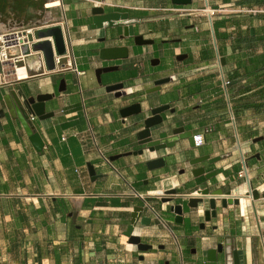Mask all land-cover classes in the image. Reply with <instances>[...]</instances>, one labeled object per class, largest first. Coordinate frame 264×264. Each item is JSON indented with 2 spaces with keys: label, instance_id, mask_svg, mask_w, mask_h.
<instances>
[{
  "label": "crops",
  "instance_id": "obj_1",
  "mask_svg": "<svg viewBox=\"0 0 264 264\" xmlns=\"http://www.w3.org/2000/svg\"><path fill=\"white\" fill-rule=\"evenodd\" d=\"M58 1L80 74L39 69L36 76L0 84V264H228L233 251L240 264H264V132L246 111L232 124L219 78L220 69L230 75L236 68L233 40L255 28L256 17L250 14L255 7L242 5L246 0H191L186 5L55 0L51 6ZM51 6L46 17H57L59 7ZM94 6L126 13L127 20L93 28ZM230 7L235 14H221ZM122 23L132 26L133 35L124 34ZM137 35L147 42L136 44ZM112 46L126 47L127 56L101 53ZM29 66L37 69V64ZM106 67L114 69L101 71L98 78L97 69ZM166 77L169 82L152 90L154 81ZM116 83H122L125 94L107 90ZM242 83L236 79L229 85L233 100ZM12 91L26 97L52 95L44 102L49 115L31 120L43 141L41 151L9 114L4 97ZM134 103L141 104V112L123 117L121 109ZM165 104L169 109L151 128L152 138L169 137L183 127L194 136L193 144L182 138L172 147L137 153L136 134L144 118ZM258 136L263 138L253 142ZM205 156L211 161L191 163ZM158 157L165 164L148 168L146 162ZM242 158L248 182L238 176ZM197 167H204V174L215 171L207 181L210 189L230 192L240 205L222 208L217 201V218L209 222L203 217L205 205L189 213L187 197L205 181L203 174H193ZM172 188L184 197L181 222L170 209L172 202L161 200ZM254 189L257 199L251 195ZM136 205L144 206L141 216L151 218L149 225L138 223L135 229L141 242L151 246L145 251L124 234ZM218 244L226 251L209 261L207 251Z\"/></svg>",
  "mask_w": 264,
  "mask_h": 264
},
{
  "label": "water",
  "instance_id": "obj_2",
  "mask_svg": "<svg viewBox=\"0 0 264 264\" xmlns=\"http://www.w3.org/2000/svg\"><path fill=\"white\" fill-rule=\"evenodd\" d=\"M35 2L34 0H13L11 2V9L14 11V13H17L18 9L24 7V6H30L31 3ZM36 2H46V0H39ZM173 4L176 5H186L191 3V0H171ZM50 6L46 8L48 11ZM92 14H93V28H103L104 26H114L118 23L120 20H127V14L126 13H119V12H104L103 7L101 6H94L92 8ZM32 16L29 13H25L23 15V20H18L16 24H26V23H33L36 21L32 20ZM44 20V19H43ZM42 20V21H43ZM124 25V34L133 35L132 26L129 23H122ZM251 33H253V28H251ZM39 36H53L55 40V45L57 48V51L59 53L63 52V41L61 37V33L58 27H52L47 30L39 31ZM134 41L136 44H142L146 43L147 40H144L142 36L137 35L134 36ZM36 49H40L45 57L46 65L49 70H52L54 68L53 63V57H52V49L50 46V43L47 40H44L38 44L35 45ZM127 48L126 47H118V46H112L108 48L102 49L101 53L103 55H106L107 58H117V57H126L127 56ZM114 69L113 67H106V68H100L97 69V76L99 78V73L101 71H110ZM170 78H161L156 81H154V87L152 90H158L160 88V85L169 82ZM64 80H61V86H63ZM63 90V88L61 87ZM123 86L122 83H116L111 84L107 86V90L114 91L117 96H121L123 94L122 92ZM51 94H38L36 96H29L26 97L25 94L21 92H15L12 91L10 94H6L4 97L6 106L8 108L9 114L12 118H17L19 122L21 123L22 127L24 128L28 139L32 143V145L36 148V150L41 151L43 147V141L40 136V134L37 131H34L30 117L36 116L39 119L46 118L49 114L45 112L44 109V102L46 99L50 98ZM169 109V105H160L157 107H154L150 110V115L146 116L143 120V128L139 130L136 134L137 142L140 145V149L137 151V153L142 154L144 150H147L149 152L158 151L160 149L169 148L172 147L179 139L187 138L189 139L193 144L194 136L190 131H184L183 127H176L173 129V134L169 137L162 138V139H153L151 134V128L160 124L162 122V115L161 112L164 110ZM170 111H173L170 109ZM141 112V104L140 103H134L129 106H126L121 109L120 113L123 117L133 115V114H139ZM4 115L3 111L0 110V117ZM263 138V136H258L253 138V142L260 141ZM136 153V152H133ZM203 159L208 160V157H198L192 160L191 163H196L198 161H201ZM211 161V160H208ZM148 168H155L160 167L165 164L164 157H158L156 159L148 160L146 162ZM89 172L91 174L94 173L93 168L89 165ZM194 175H200L203 174L205 177V181L199 183L194 192V196L187 197L186 206L188 207L189 213L192 211H198L199 207L202 205H205V208H203V217L204 221L209 222L212 219L217 218V208L216 204L217 201H220L221 207L226 208L227 205H240V198L231 196L230 192H223L222 188H216L211 190L208 184V180L211 179L212 176L215 175V171L211 173L204 174V167H197L193 170ZM252 198L257 199L259 198V194L257 190H251ZM184 197H181L177 190L175 188L166 190L163 193V197L161 198L162 202H172L170 205L171 211L175 214V220L176 221H182L183 220V214H184ZM175 200H181L177 203H175ZM144 210V206L136 205L133 207L131 212V219L129 224L126 227V230L124 231V234L128 237V242L135 244L139 250L145 251L151 248L149 244H145L141 242L140 237L135 234V229L140 223L141 225H149L151 218L148 216H141L142 211ZM204 226V223L202 222L200 224V227L202 228ZM225 248L222 244H218L216 248L209 249L207 251V259L209 261H216V253L225 252ZM231 264H240L238 260L237 253L233 251L231 253Z\"/></svg>",
  "mask_w": 264,
  "mask_h": 264
},
{
  "label": "built area",
  "instance_id": "obj_3",
  "mask_svg": "<svg viewBox=\"0 0 264 264\" xmlns=\"http://www.w3.org/2000/svg\"><path fill=\"white\" fill-rule=\"evenodd\" d=\"M39 1V0H34ZM51 3L55 0H46ZM57 5L51 7H59V13L57 17L49 16L44 18L43 21H36L33 23L16 24L7 28L0 29V84L12 83L14 81H22L28 79L31 76H36L41 72H54L62 73L65 71H71L77 75L80 72L77 70L76 59L71 44V32L68 19L66 17L65 9L60 2ZM250 11H254L250 9ZM52 27H58L61 33L63 41V52L57 51L55 40L53 36H39V31L47 30ZM47 40L50 43L52 49V57L54 68L49 70L46 65L45 57L40 49H36L35 45ZM34 58L37 62V69L30 67L28 60ZM24 68L27 72V76L19 77L17 75V69ZM31 70H37L31 72ZM47 69V70H46ZM219 78L221 80L223 95L226 102V112L229 115L230 121L235 125V114L233 111V99L229 93V73L228 70L220 69ZM175 79V76H172ZM125 94L124 88L122 89ZM34 116L30 117L33 120ZM197 142L194 140V143ZM107 162L108 159L105 158ZM242 168L238 172V176L244 178L247 182V163L242 158ZM135 195L142 198V194L135 192ZM228 264H231V257H228Z\"/></svg>",
  "mask_w": 264,
  "mask_h": 264
},
{
  "label": "trees",
  "instance_id": "obj_4",
  "mask_svg": "<svg viewBox=\"0 0 264 264\" xmlns=\"http://www.w3.org/2000/svg\"><path fill=\"white\" fill-rule=\"evenodd\" d=\"M224 2H230V0H224ZM241 4L255 8L263 7L264 0H246ZM233 42L238 52L234 56L231 54L236 68L229 75V85L231 87L232 81L235 82L236 79L244 78L245 80L238 90L239 95L232 103L235 118L244 111L249 112L256 119L264 118V24L254 28L253 33L248 30L245 35L237 34ZM259 46L262 47L261 52H257Z\"/></svg>",
  "mask_w": 264,
  "mask_h": 264
},
{
  "label": "bare ground",
  "instance_id": "obj_5",
  "mask_svg": "<svg viewBox=\"0 0 264 264\" xmlns=\"http://www.w3.org/2000/svg\"><path fill=\"white\" fill-rule=\"evenodd\" d=\"M13 0H0V26H6L4 28L10 27L14 23H16L18 20H23V15L25 13H29L32 16L33 21H42L44 18H46L47 10L49 6H51V3L49 1L46 2H33L30 4V6H24L20 9H18L17 13H14V11L11 9L12 5L11 2ZM31 64L36 65V60L29 61ZM17 75L19 77H25L27 76V72L24 68L17 69Z\"/></svg>",
  "mask_w": 264,
  "mask_h": 264
},
{
  "label": "rangeland",
  "instance_id": "obj_6",
  "mask_svg": "<svg viewBox=\"0 0 264 264\" xmlns=\"http://www.w3.org/2000/svg\"><path fill=\"white\" fill-rule=\"evenodd\" d=\"M232 10L233 9L230 7L228 9V11L225 10L224 13H221V14H223V15H226V14H235L236 12H233ZM252 10H254V11H250V14H254V16L256 17V21H255L256 25H255V28H259L261 24H264V16L263 17H258L257 15H259V14L264 15V7H257V8H253ZM261 51H262V47L259 46L257 48V52H261ZM241 80H243V83L242 84H244V81H245L244 78H242ZM256 125H257V130L258 131L264 132V118L263 117H257V119H256Z\"/></svg>",
  "mask_w": 264,
  "mask_h": 264
}]
</instances>
